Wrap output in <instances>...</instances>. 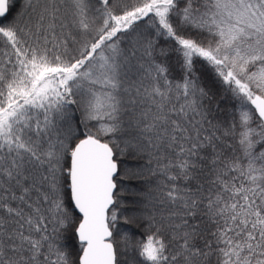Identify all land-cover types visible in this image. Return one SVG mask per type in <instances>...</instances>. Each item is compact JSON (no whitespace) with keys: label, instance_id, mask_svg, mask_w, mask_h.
<instances>
[{"label":"snow or ice","instance_id":"6c2138e0","mask_svg":"<svg viewBox=\"0 0 264 264\" xmlns=\"http://www.w3.org/2000/svg\"><path fill=\"white\" fill-rule=\"evenodd\" d=\"M0 264H264V0H0Z\"/></svg>","mask_w":264,"mask_h":264},{"label":"trees","instance_id":"16d2710c","mask_svg":"<svg viewBox=\"0 0 264 264\" xmlns=\"http://www.w3.org/2000/svg\"><path fill=\"white\" fill-rule=\"evenodd\" d=\"M125 183H127V182H125Z\"/></svg>","mask_w":264,"mask_h":264}]
</instances>
